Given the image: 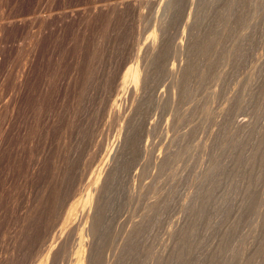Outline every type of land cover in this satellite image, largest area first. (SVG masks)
<instances>
[{
    "label": "rangeland",
    "instance_id": "obj_1",
    "mask_svg": "<svg viewBox=\"0 0 264 264\" xmlns=\"http://www.w3.org/2000/svg\"><path fill=\"white\" fill-rule=\"evenodd\" d=\"M0 264H264V0H0Z\"/></svg>",
    "mask_w": 264,
    "mask_h": 264
},
{
    "label": "bare ground",
    "instance_id": "obj_2",
    "mask_svg": "<svg viewBox=\"0 0 264 264\" xmlns=\"http://www.w3.org/2000/svg\"><path fill=\"white\" fill-rule=\"evenodd\" d=\"M144 75H145V74H143V76H144ZM144 77H145V76H144ZM142 78H143V77H142ZM142 78H141V79H142ZM143 79H144V78H143ZM143 79H142V80H143ZM142 82H143V81H142ZM137 85H139V83H138ZM18 92H19V91H18ZM241 124H242V123H241ZM242 125H243V124H242Z\"/></svg>",
    "mask_w": 264,
    "mask_h": 264
}]
</instances>
